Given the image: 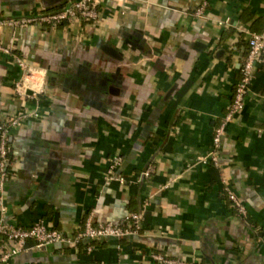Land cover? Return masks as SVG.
Here are the masks:
<instances>
[{
    "label": "crops",
    "instance_id": "0c3cea01",
    "mask_svg": "<svg viewBox=\"0 0 264 264\" xmlns=\"http://www.w3.org/2000/svg\"><path fill=\"white\" fill-rule=\"evenodd\" d=\"M73 0H0V121L38 112L10 134L6 220L68 235L121 222L148 201L140 235L28 250L5 264H264V66L229 122L218 164L205 159L233 101L264 0H102L96 22L11 26ZM206 3L203 15L196 8ZM33 64L42 90L19 94ZM94 78L107 79L98 91ZM117 173L107 180L112 157ZM151 166L149 177L142 175ZM228 184L249 218L232 209Z\"/></svg>",
    "mask_w": 264,
    "mask_h": 264
},
{
    "label": "built area",
    "instance_id": "2783aa9c",
    "mask_svg": "<svg viewBox=\"0 0 264 264\" xmlns=\"http://www.w3.org/2000/svg\"><path fill=\"white\" fill-rule=\"evenodd\" d=\"M102 0H73L64 6L44 11L38 14L26 15L19 18H12L5 21L11 26L28 25L38 23L43 25H59L72 18H80L85 22H96L100 17L99 8ZM203 2L196 8V14L203 15L206 8ZM249 49L241 68V78L236 84L234 98L222 122L215 128L213 136V148L205 159L210 158L218 164V152L226 129L234 116L244 108L246 95L249 93L253 80L258 70L264 66V33H251L248 39ZM0 51L11 54V47L0 43ZM15 62L23 69L21 79L16 83V90L19 94L35 96L42 90L41 80L33 77L36 72L33 64L28 63L24 58L15 56ZM38 112L19 113L6 117L0 121V264H5L22 253L47 247L54 243L77 247L80 243L88 242L86 249L91 250L89 242L105 239L121 240L125 237L140 235L143 229V220L148 201H144L137 212H132L121 222H100L93 221L94 211L89 213L85 227L76 235L67 233L49 226L44 220H37L29 226L6 220L8 204L6 202V186L11 178L10 163L12 146L10 143L11 131L22 125L27 118L38 116ZM123 158L120 155L112 157L110 169L106 175L107 180L117 179L124 182L126 178L117 173L118 166ZM153 173L151 166L147 167L142 175L149 177ZM224 193L232 201L240 218L248 220L249 214L245 204L239 199L235 191L228 184L224 186ZM152 258L164 264H189L183 258H170L160 253H152Z\"/></svg>",
    "mask_w": 264,
    "mask_h": 264
},
{
    "label": "water",
    "instance_id": "95a60500",
    "mask_svg": "<svg viewBox=\"0 0 264 264\" xmlns=\"http://www.w3.org/2000/svg\"><path fill=\"white\" fill-rule=\"evenodd\" d=\"M92 83H95L97 86V90L98 91H106V90H110L111 88H109L108 86H106L107 84V79H98V78H94L92 80ZM47 247H44L43 249H46Z\"/></svg>",
    "mask_w": 264,
    "mask_h": 264
},
{
    "label": "trees",
    "instance_id": "16d2710c",
    "mask_svg": "<svg viewBox=\"0 0 264 264\" xmlns=\"http://www.w3.org/2000/svg\"><path fill=\"white\" fill-rule=\"evenodd\" d=\"M227 198H228V196H227ZM229 199V198H228ZM229 202H230V205H231V207H232V209L234 210V212L237 214V211H236V209L232 206V201L229 199ZM238 215V214H237ZM128 237H125V238H122L121 240H119V241H124V240H126ZM92 242H99V241H92Z\"/></svg>",
    "mask_w": 264,
    "mask_h": 264
},
{
    "label": "bare ground",
    "instance_id": "6f19581e",
    "mask_svg": "<svg viewBox=\"0 0 264 264\" xmlns=\"http://www.w3.org/2000/svg\"><path fill=\"white\" fill-rule=\"evenodd\" d=\"M33 77H35V78H36V75H35V74H33Z\"/></svg>",
    "mask_w": 264,
    "mask_h": 264
}]
</instances>
